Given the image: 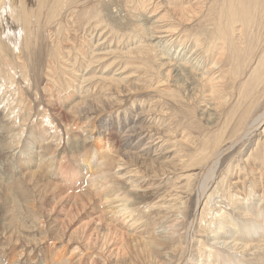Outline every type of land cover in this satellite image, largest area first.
I'll return each mask as SVG.
<instances>
[{"label":"rangeland","instance_id":"rangeland-1","mask_svg":"<svg viewBox=\"0 0 264 264\" xmlns=\"http://www.w3.org/2000/svg\"><path fill=\"white\" fill-rule=\"evenodd\" d=\"M26 1L21 0L22 4L25 3L22 6L18 4L19 1H14L16 11L20 12L25 8L27 18V22L19 24L15 33H11V16L7 11V4L4 5V9L0 10V21H4L8 17L9 34L7 36L6 33L4 37H0V41H3L0 43V50L4 52L0 51L1 54L3 53V57L0 54V86H4V90H0V100L4 102L0 104V122H2V126L8 124V128L5 127L0 131V264H52L53 258L62 257L65 259L71 250L67 248L71 245L63 248L61 244L54 243L47 238V219L50 218L40 206L41 197L37 189L29 185L27 180L23 179L22 182L21 176L17 173L18 150L24 145L28 134L37 133L41 130L43 134L45 133L44 138L47 139L45 144H49V150L53 152H60L63 149L65 152L71 150V146H73L72 134L79 135L82 133L79 136L83 138H81V142L83 141L85 146L97 144L101 138L104 139L110 133H113L122 143L127 142V148L121 147V150L113 149V152L110 151L112 157H109V161L112 159L110 165L114 168L111 170L107 167V178L109 182L112 178H115L116 182L120 181L126 191L141 186L142 189L150 192L147 201L149 206L153 207L151 208L152 217L149 219V223L147 222L149 227L152 223L158 227L161 225L169 226L171 224L169 222L174 219L172 216L177 217L175 215L176 209L183 207L182 202H187L185 204L187 205L186 210L188 214L191 212L193 214L196 196L193 190L194 181H192L191 170L198 167L200 157L208 155V153L211 154L216 145H218L217 148H227L230 141L238 135L236 133L250 122L251 118L264 111L263 79L249 96L250 99L245 100L248 92L252 89V85L264 76V0H197L200 8L197 10L195 19L191 17L190 21H185L188 25L185 22L177 23L171 17H167L165 11L168 6H166L165 1L167 3L168 0H112L114 1L112 5L111 0H85V2L84 0H30V3H26ZM169 1L173 2L172 0ZM60 2L68 5L62 4L60 9L57 6ZM89 3L90 5H88ZM21 7L23 8L21 9ZM57 7L58 10L60 9L59 11ZM68 7L73 11L77 8L75 12L70 13L71 10ZM66 8L69 12L66 11ZM107 8L109 13L107 10V13L105 11ZM102 9L105 13L102 12ZM152 10H155L156 15H158L157 19L161 18L166 21L167 18H171L169 21L170 28H173L172 30L176 28L175 31L180 32H178L179 34L176 33V37L174 36L170 40L172 43L163 41L158 44L161 47L167 46L171 49L167 56L168 58L171 57L174 62L177 60L176 63L179 66L182 63L179 61L180 57L177 59L178 55L174 53L179 48V44L173 41L175 38L181 39V41L182 39L189 41L188 38H190L192 41L195 35L198 36L201 44L204 43V46L207 43L205 38L210 40L212 35H219L224 39L227 48L219 68L220 74L224 77L223 83L225 81V85H227L222 90V98L215 94L211 97L210 92L205 90L206 86L204 85H207L205 80H199L200 83L192 85L190 81L188 85L191 87L183 88L175 86L173 81L168 80L166 82L162 79L167 71L159 65H164V62L160 63L159 48L153 47L152 49L143 38L146 27L143 24V18L148 17L147 13ZM64 11L67 12V15L63 14ZM98 12L99 14H97ZM197 15L199 16L197 17ZM32 16H36V18H31ZM32 19L36 22L34 28ZM113 19L114 22H112ZM119 19L120 21L122 19V29L115 25V22H120ZM112 24L114 25L112 26ZM2 26L5 25L2 24ZM112 27L114 32H112ZM19 29L22 30V34L21 32L17 33L20 31ZM222 30L227 34L224 35ZM60 31L61 35L59 34ZM9 38L16 43L15 45L12 44L13 48L8 42ZM18 39L19 42H17ZM61 40H64V43ZM135 48L139 49L136 50ZM135 50L139 53L143 52L139 54L134 52ZM126 53L127 55H125ZM5 57L8 60H5ZM13 64L14 66H12ZM9 66H12L13 71L5 72V68ZM7 76L15 80L14 85H9ZM22 77H25L26 80ZM161 80H164V85ZM157 83L158 88L163 87L165 90L157 89ZM183 89L193 90L191 94L196 95L197 99L196 97L190 99V95ZM97 97H100L102 102L99 103L101 104L94 103L91 109L85 112L81 111V115H78L76 119L67 112L72 111L78 102L86 103L88 101L89 103ZM214 103L221 105L215 107ZM248 103L251 104V107L245 111ZM10 111L13 113V118H11L12 114L6 117L7 114L11 113ZM64 112L67 113V118L63 121L61 114ZM2 113L3 115H1ZM15 118L19 120V123L16 122V126L9 128L11 123L14 124ZM87 126H92V128ZM260 126L255 136L236 146L234 145L222 156L219 166L216 168L214 181L201 199L198 207L200 212L197 210L192 237L200 248L197 249L199 256L196 254L194 262L189 264H204V261L207 264L211 262L216 264L212 257V260L210 258L202 260L201 256H205L206 250L204 251L203 248L208 245L211 249V252L208 253L214 257V249L222 245L217 243L226 240V238H222L223 236L227 237L223 233L219 234L221 240H219V236L213 240L214 234L205 236L210 231V228L205 229L207 228L206 225H214L221 219L218 217L219 210H224L225 213L222 221L230 222L233 220L241 224L244 220L239 217V212L236 213V210L230 208L231 206L236 207L241 204L238 206V209H241L240 207L245 205H252L244 209H248V213L254 212V207L259 204L264 207V132L260 133L263 131L264 122ZM81 128L83 129L80 130ZM92 129L93 134L91 133ZM259 133L261 134L260 137ZM217 139H220L218 144H216ZM141 154L144 155L141 157ZM66 156L67 158L62 156V165L64 166L71 165L78 160L73 155L67 154ZM112 161L114 162L112 163ZM119 162L123 164V169L125 168L122 174L129 171L132 174L129 173L127 176L134 175L135 177L131 179L128 177L130 180L119 177L117 174ZM108 168L110 169L109 173ZM227 169L232 171L225 178L224 172ZM135 172L138 174L135 175ZM9 178L11 183L6 182ZM115 180L113 179L111 182ZM237 180L239 182L247 180L245 189L251 188V192L255 193V195L246 197L245 201L250 200L246 204L241 202L240 197L234 196L229 188V184ZM133 181L137 183L135 184ZM79 184L80 188L85 185ZM65 188L68 189L69 186H65ZM237 188H235L236 191H238ZM172 190L173 192H171ZM83 193V190L78 192V194L84 195L85 199H92H90L91 204L86 206V211L80 213V216H93L100 207L98 203L100 198L97 196L94 198L93 195L91 197ZM164 195L167 197H162ZM209 195H212L211 198H208ZM259 196L262 200L259 199ZM231 199L232 201H230ZM14 204L17 207L13 208ZM159 205L162 207L159 208ZM149 206L143 208L144 210L142 209L146 215ZM206 207L211 208L213 213L211 212L205 218L202 217L203 219L209 217V221L206 219L207 221L203 220L204 222L201 221L200 223L201 212H205ZM118 214H123V212ZM156 214L157 216H155ZM161 216L163 220L159 218ZM109 219L107 220L111 223L112 221ZM41 223L46 229L43 232L36 230V227ZM184 223L185 221H181V228ZM237 223L235 224L237 225ZM23 225L24 227L26 225L32 226V230L35 232L26 235L21 230ZM225 230L230 229L228 227ZM200 232H204L205 235ZM228 240L231 241V239ZM201 241L203 242L201 243ZM252 243L257 246L260 244L257 241H252ZM176 245L178 244H172L162 254L161 252L155 254L150 250L146 252V247L141 248L126 238L118 244L117 248L119 252L126 253L125 264H161L164 261L167 263L172 261L174 264L178 259L180 250ZM246 255H250V251ZM247 259L245 258V260Z\"/></svg>","mask_w":264,"mask_h":264},{"label":"bare ground","instance_id":"bare-ground-1","mask_svg":"<svg viewBox=\"0 0 264 264\" xmlns=\"http://www.w3.org/2000/svg\"><path fill=\"white\" fill-rule=\"evenodd\" d=\"M14 1L13 0H0V10L4 9V7H5L4 5L7 4L6 5L7 11L9 12V15L11 16L10 17L11 27H12L11 33H15V31L18 30L19 24H25L27 22L25 8L21 7V9L23 8L24 11L20 10V12H17L16 11L17 8L15 5L16 3L14 4ZM18 1H19L18 4H21V6L23 4L25 5V3L22 4L23 1L21 2V0H17V2ZM24 1H26V0H24ZM29 1L30 0H27L26 3H30ZM172 1L173 2L168 0L167 3L165 1L166 6H168L166 8V11H165V13H167V15H168L167 17H171L174 21H176L177 23H180V24L182 22L184 23L185 21H190L191 17H193L195 19L196 13L198 12L197 10H198V8H200L198 6L199 1H197V0H172ZM84 2H85V0H84ZM112 2H114V1L111 0V2H110L111 5H112ZM162 2H164V1H162ZM76 3H78V2H76ZM76 3H75V5H76ZM62 4L64 5L65 3L60 2V4L57 6H59V8L61 9L60 6ZM65 5H68V4H65ZM88 5H90V3ZM70 6H71V4H70ZM19 7H18V9H19ZM80 7L83 8V6H80ZM68 8H69V10H71L70 7H68ZM68 8H66V11L68 10ZM76 8L74 11L71 10L70 13L72 11L75 12ZM79 8H78V10H80ZM109 9H110V7H109ZM57 10H58V7H57ZM64 10H65V8H64ZM90 10H92V9H90ZM103 10L104 9H102V12H103ZM106 10L108 11V8L105 9V11ZM55 11L56 10L54 9V12ZM107 11H106V13H107ZM231 11L233 12V10H231ZM60 12H62V11H60ZM67 12H69V11H67ZM67 12L64 11L63 14L67 15ZM84 13H85V11H84ZM103 13H105V12H103ZM108 13H109V11H108ZM97 14H99V12ZM147 14H148V17L145 16L143 18V21H144L143 24L146 26L144 28L145 37L143 36V38L145 40L144 39L143 40L146 41L148 43V46H151L152 49H153V47L155 49H156V47L159 48L158 53H160V61H161L160 63L164 62V65H161V64H159V65H160V67L164 68L165 71H167L166 75L164 77H162V79H164L166 82H168V80L173 81V84L175 86L183 87V88L184 87L190 88L192 84L200 83L199 80H201V81L205 80L207 83V85H204V86H206L205 90H208L210 92L211 97L213 96V94H215L219 98H222L221 97L222 90H224L225 89L224 86L227 85V84L225 85V81L223 83L224 77L220 74L221 70L219 68L221 61L223 60L222 57L225 55L224 51L227 48V44L224 41V39L221 38V36H219V35L218 36L212 35V38H210V40H207V38H205L207 43L204 46L203 45L204 43L201 44V42L197 38L198 36L196 37L195 35H194V37L192 36L193 37L192 41H190V38H188L190 43H189V41H186L183 39L181 41V39L175 38L173 41H176L179 44V48H177L174 53H176V55H178L177 59L180 57L179 61H180V63H182V65L179 66V64L176 63L177 60L174 62V60H172L171 57L168 58V56H167L168 53H170L169 51L171 49H169V48H167V46H165V48H167V50L164 51L165 48L158 45L159 43H162L163 41H166V43L169 42L170 40L173 39L175 34L178 33L179 31L176 32L175 31L176 28H175V30H172L173 28H170L169 21H171V18L170 19L167 18L166 21L161 19V18L157 19L158 15H156L155 10H152L151 12H148ZM87 15H88V13H87ZM90 15H89V17H90ZM86 16H85V18H88ZM100 16H101V14H100ZM106 16H108V15H106ZM198 16L199 15H197V17ZM34 17L36 18V16H34ZM34 17L32 16L31 18H34ZM96 17H97V15H96ZM7 18L8 17H6L4 21H2V20L0 21V37H4V34H6V33H7V36L9 35L8 34V19ZM48 18H49V16H48ZM92 18H93V16H92ZM38 19H39V17H38ZM28 21H29V19H28ZM114 21L115 20L113 19L112 22H114ZM119 21H120V19H119ZM121 21H122V19H121ZM121 21L119 23H117L118 21L115 22L116 23L115 25L116 26L118 25L119 28L122 29L121 25H123V24ZM32 22H34V20ZM30 23H31V20L29 22V25H30ZM35 23L36 22H34V24H33L34 25L33 28L35 27ZM54 23H55V21H54ZM185 23L187 24V22H185ZM2 24L5 25L6 27L2 26ZM110 24H111V22H110ZM55 25H57V24L55 23ZM101 25H102V23H101ZM113 25L114 24H112V26ZM87 26H88V24H87ZM125 28H124V30H125ZM28 29H29V27H28ZM56 29H57V26H56ZM78 29H79V27H78ZM112 29H113V27H112ZM33 30H36V29H33ZM77 30H76V32H77ZM126 30H128V29L126 28ZM21 31L22 30L18 31L17 33H20ZM61 31H63V30H61ZM61 31L59 32V34L61 33ZM69 31H70V28H69ZM222 31L224 32V30H222ZM232 31H233V29H232ZM112 32H114V29ZM25 33H26V31L24 32V34ZM72 33H73V31H72ZM21 34H22V32H21ZM226 34H227V32H224V35H226ZM75 35H76V33H75ZM20 37H23V36H20ZM25 37H26V35H25ZM64 40H61V42H63ZM73 40H75V39H73ZM1 42H3V41H0V43ZM8 42H10L11 45L16 44L10 38H9ZM17 42H19V39ZM170 43H172V41H170ZM13 45L11 46L12 48H13ZM172 45H174V44H172ZM172 45H169V46H172ZM190 46H191V48H189ZM139 48H141V47H139ZM1 49H3V48L1 47ZM4 49H5V47H4ZM135 49L138 50L137 48H135ZM136 50L134 52H137ZM0 51H2V50H0ZM142 52H140V53L137 52V53L142 54ZM241 52H242V50H241ZM3 53L2 54L0 53L1 56L3 55ZM158 53H156L157 57H159ZM125 55H127V53ZM155 59H156V57H155ZM5 60H8V59H6V57H5ZM11 64H12V62H11ZM12 66H14V64ZM12 66L5 68L6 70H4V71L8 72V73H9V71H13ZM13 77H14V75H13ZM22 78L26 80L25 77H22ZM262 79L264 80V76L261 77L256 84L254 83L252 85V87H251L252 89L250 90V92H248V95L246 96L245 100L247 98L250 99L249 96L256 89V87H258V85H260V83L263 81ZM7 81L9 82V85L10 84L14 85V83H15V80H13L12 77H8V76H7ZM163 81H162V84L165 83ZM190 81H191V85H188V82H190ZM156 85H157V89L165 90L163 87L158 88L159 87L158 83ZM80 89H81V87H80ZM0 90H4L3 85L0 86ZM184 91L187 92L188 95H190L189 96L190 99L196 97V95L191 94L193 92V90H190V91L184 90ZM99 98L97 97V99H95V100L93 99V100H91L92 102L90 101L89 103H88V101L86 103L82 102V101L78 102L73 107L72 111H70V112L67 111V112L70 115H72V117L74 119H76L78 117V115H81V111L85 112V111L91 109V107L94 103L102 102V101H100ZM196 99H197V97H196ZM3 103L4 102L0 100V104H3ZM99 104H101V103H99ZM213 105L216 107V106L221 105V104L214 103ZM8 106H7V108H8ZM250 107H251V104L248 103L247 107L245 108V111H248V109ZM213 109H214V107H213ZM17 110H18V108H17ZM1 115H3V113ZM9 115H11V118H13L12 112L7 114L6 117H8ZM61 118H62V120L66 119L67 113L64 112L63 114H61ZM61 118H60V120H61ZM24 121H25V119H24ZM16 122L19 123V120L17 118H15V120L13 122L14 124L11 123V125H9V128L16 126L17 125ZM25 122H23V123H25ZM263 122H264V111L259 113V115H257L256 117L251 118V121L248 122L247 124H245L244 127L241 130H239L238 133H236L238 135L235 136V138L232 139L230 141V143L228 142L229 146L228 147L226 146L227 148H225V149L224 148H217L218 145H216L214 151L211 154L208 153V155H205V156L203 155V157H200V160L197 164L198 167L193 168L191 170L192 171L191 175L193 177L192 181H194L193 182V190H194V194L196 196V205H195V209H193L194 213L192 214V212H191V214H188V211L186 210L187 205H185L187 202H184V203L182 202L183 207L181 206V207H178L176 209L177 213H175V215L177 217L172 216L174 213L171 215L174 218V219H172L173 221L169 222L171 224L169 226L161 225L159 227L156 225H153V223L151 224V227H149V224H147L149 219L152 217V212H151L152 209L151 208L153 207V206L150 207L149 206L150 204L147 201L149 198L148 195L150 194V192L148 190L142 189V187L140 186V188L136 187V189H135V187H133L134 189H130V190L126 191V188H123L120 181L116 182L115 178H112V180L114 179L115 181L111 182L112 181L111 180L109 182V180L107 178V173H106L107 167L111 168V170H112V168H114V167H111V165H110V161L112 159L109 161V157H112L110 155L111 154L110 151H112L113 149H120L121 150V147H124V149H125V147L127 148V146H126L127 142L122 143L121 140L117 139L113 133H110L104 139H102L100 137L101 139L97 142V144L94 143L93 146L91 144L88 146H85L86 144L84 145L82 143L83 141L81 142L82 137L80 138L82 133L79 134L80 136L72 134L71 138L73 140V146H71L72 147L71 150L69 149L68 152H65V150L63 149V150H60V152H53V151L49 150L50 149L49 144L48 145L45 144L47 139H45L46 137L44 138L45 133L43 134L42 130L37 132V133L34 132L33 134H28L27 138L25 139V142L23 143L24 145L18 150L19 157L17 160V162H18L17 163V171H18L17 173H18V175L21 176L22 182H23V179L27 180L29 185H32L33 187H35L37 189V192H38L39 196L41 197L40 206L43 207V210H45V212H46L45 214L48 216V218H50V219H47L48 220L47 238L50 239V241L52 240L54 243L61 244L63 246V248L64 247L66 248L67 246L71 245V246L67 247V248H70L71 250H69L70 252L65 259L62 257L55 258V259L53 258L51 263L52 264H109V262L112 261L111 264H125L124 261H126V255H125L126 253L119 252L117 246H118V244L122 243L126 238L129 239L130 242L136 243L137 245L141 246V248L146 247V250H145L146 252H148L150 250L152 253H155V254H159L160 252L162 254V252L164 250L166 252V250H168L172 246V244L175 245V243H177L178 245H176V247L178 246L177 248L180 250H179V255L176 252V254L178 255V259L176 260V262L174 264H189V263L194 262V259H195L194 257H196V254H198L197 256H199L198 250L200 248L198 247V245H196L197 243L194 241V239L192 237V231L195 229V227L193 225L195 224L196 216H197V213L199 211L198 207L200 206L201 199L205 196V193L208 190L210 184L214 181V177L216 175V170H217L216 168L219 166V162H220L222 156L227 151H229L230 148H232L234 145L236 146L237 144H239L245 140L251 139L252 136H255L257 134L256 132L258 131L259 127H261L260 126L261 123H263ZM1 123L2 122H0V131L3 130V128L7 127V125H8L7 124V125L2 126ZM87 125H89V124H87ZM85 126L86 125L84 124V127ZM87 127L92 128V126H87ZM82 129L83 128H81L80 130H82ZM65 130H66V127H65ZM262 130L263 131H260V133L264 132V128ZM70 133H68V135ZM91 133L93 134V129H92ZM260 133H259V137L261 135ZM84 135L85 134L83 133V136ZM125 137L128 138L127 135H125ZM219 140L220 139H217L216 144L219 143ZM122 144H123V146H122ZM135 148H137V147H135ZM124 149H123V151H124ZM65 154L66 155L67 154L73 155L78 160L73 162L71 165H67V166L65 165L64 166V165H62V161H63L62 156L67 158V156ZM134 154H136V153H134ZM143 155L144 154H141V157ZM134 156H136V155H134ZM113 162L114 161H112V163ZM122 166H123V164L121 162H119V164L117 165V168H118L117 174L119 177L124 178V180L125 179L130 180L131 178L135 177L134 175L127 176V175H129V173L132 174L129 171H125V173L122 174V172L125 169V168L123 169ZM233 167H234V165H233ZM109 171H110V169L108 170V173H109ZM230 171H232V170L227 169V171L224 172L225 178L227 177L228 174L231 173ZM136 174H138V172H135V175ZM261 174H259V175H261ZM230 176H233V175H230ZM128 177L130 179H128ZM229 178H232V177H229ZM259 179H260V177H259ZM235 180H236V178H235ZM10 181H11V179L9 178L6 182L11 183ZM246 181L241 180V182H239V180H237V181H234V183L229 184L230 185L229 188L231 189L232 194H234V196L236 195L237 197H240L242 199V200L240 199L241 202L243 201L244 204H246L247 202H250L249 199H247L249 201H247V200L245 201L246 197L251 196V195H255L254 192L253 193L251 192V188H248V190L245 189V187H246L245 182ZM230 182H231V180H230ZM230 182H228V183H230ZM249 182H251V181H249ZM78 183L85 184L84 185L85 188L84 187L80 188V184L78 185ZM134 183L136 184L137 182H134ZM138 184H137V186H138ZM65 186H69V188L66 189ZM237 187H239L240 189H238ZM235 188H237L238 191H236ZM140 189H142V190H140ZM155 189H157V188H155ZM80 190H83L84 193L88 194L91 197L93 195L94 198H95V196L100 198L99 202L98 201L97 202L99 203V206L101 207V209L99 207L97 209V211H95V214L93 216H80V213H83L86 211V206L91 204L90 199H92V198H90L89 200H87V199H85L84 195L78 194V192H80ZM156 191H154V192H156ZM171 192H173V190ZM186 194H188V193H186ZM260 194L263 195V193H260ZM88 195H86V196L88 197ZM182 195H183V193H182ZM211 196L212 195H209L208 198H211ZM260 196H259V199L262 200V198H260ZM162 197L165 198L167 196L164 195ZM185 199H187V198H185ZM9 200H10V198H9ZM15 201H16V198H15ZM206 201H208V200H206ZM206 201H205V203H206ZM228 201H227V203H228ZM230 201H232V199ZM236 203H239V202L236 201ZM251 203H249V204H251ZM152 205H153V203H152ZM228 205H229V203H228ZM239 205H241V204H238V206ZM148 206H149V208L147 210L148 214L146 215L145 212H142V209L143 208L145 209ZM156 206H158V205H156ZM238 206H236V207L231 206L230 208H232V210H236V213L239 212L238 213L239 217L244 220V221H242L243 223L238 224L239 222L237 223L233 220L230 222L222 221L221 219L222 218L224 219L225 213L223 212L224 210L220 211L218 208V210H219L218 217H220L221 219L219 221H217L216 224H214V225L209 224V225H206L207 228L204 227L205 229L210 228L208 235H205L204 232H200V233H203L205 236H210V234H214L213 240L217 239V237L219 236L220 233L227 235V237L226 236L222 237L223 239L226 238L225 241L222 240L220 243H217V244H222L223 246L221 245L219 247L216 245L217 247L214 249L215 255L213 254L214 257L211 256L210 253H208V252H211V249L209 248L210 246L205 245V247L203 249H204V251L206 250L204 252V254L205 253L206 254H205V256L200 255L201 258H203L202 260H208L209 258L211 259V257H212L213 262H215L216 264H264V207L262 204L261 205L259 204V205L254 207V209H255L254 212L252 211V213H248L249 212L248 209H246V210H244V209L246 207H250L252 205H245V206L242 205L243 207H240L241 209H238ZM15 207H17V206L14 204L13 208H15ZM161 207L162 206L159 205V208H161ZM226 207H227V205H226ZM205 209H206L205 212L204 211L201 212L200 223H201V221H203V220L205 221L206 219L209 218L208 217L206 219H203L202 218L203 216L205 218V216L209 215L211 212L213 213L211 208L206 207ZM121 212H123V214H118ZM214 215H215V213H214ZM155 216H157V214ZM237 217H238V215H237ZM108 218L111 219V221H112L111 223L108 222V220H107ZM159 218L163 220L162 216ZM168 218H170V217H168ZM157 219H158V217H157ZM181 221H183V222L185 221L182 228L180 226ZM208 221H209V219H208ZM212 221H215V220H212ZM155 222H156V220H155ZM113 223L116 227L113 225ZM235 223H237V225ZM120 226H121V228H120ZM157 227H158V229H157ZM228 227L230 230L226 231L225 229ZM21 230L26 235H29L30 233L35 232L32 230V226H30V225H26L25 227L23 225ZM36 230L39 232H43L46 229L43 228V223H41L39 226L36 227ZM182 230H183V232H182ZM198 235H199V233H198ZM227 238L231 239V241L229 242V240ZM203 239H201V240H203ZM219 240H221V237ZM211 241H212V239H211ZM252 241H257L260 244H258V246H257L256 244H253ZM202 242L203 241H201V243ZM201 243H199V245H201ZM78 251H81V252L78 253ZM248 251H250V255H252V256L246 255V253ZM165 256H167V255H165ZM148 257H147V259H148ZM245 258H248V259L245 260ZM197 261H200V260H197ZM163 263L164 264H172V261H169V263L164 261ZM163 263L161 262V264H163ZM204 264H207V262L204 261ZM210 264H214V263L211 262Z\"/></svg>","mask_w":264,"mask_h":264}]
</instances>
